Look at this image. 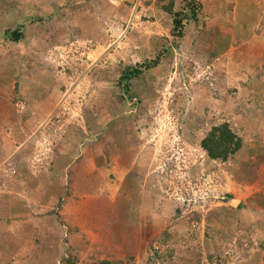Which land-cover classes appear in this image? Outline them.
I'll use <instances>...</instances> for the list:
<instances>
[{
  "label": "rangeland",
  "instance_id": "374dc122",
  "mask_svg": "<svg viewBox=\"0 0 264 264\" xmlns=\"http://www.w3.org/2000/svg\"><path fill=\"white\" fill-rule=\"evenodd\" d=\"M84 1L0 0V112L20 123H0V199L11 197L0 237L19 231L26 264L70 253L78 264H264V0H197L181 39L159 0ZM173 1L185 11L192 0ZM128 66L143 70L133 99L116 86ZM224 121L245 146L214 162L200 144ZM25 196L55 235L23 237ZM6 235L0 260L12 264L20 243ZM164 247L171 260L152 257Z\"/></svg>",
  "mask_w": 264,
  "mask_h": 264
},
{
  "label": "trees",
  "instance_id": "16d2710c",
  "mask_svg": "<svg viewBox=\"0 0 264 264\" xmlns=\"http://www.w3.org/2000/svg\"><path fill=\"white\" fill-rule=\"evenodd\" d=\"M159 3L161 9L173 18V35L179 39L184 37L183 29L185 25L191 23L192 21L198 20V12L200 8H202V5H198L199 3L197 2V0H192L188 5V9L185 11L175 10V2L173 0H159ZM64 6L66 5L63 4L60 7L63 8ZM6 35H9L10 40L14 43L20 42L24 37L23 32L20 29H17L15 31L7 30ZM162 58L161 56H159L151 64L146 65V69L158 66L159 63H161ZM142 74L143 70L140 66H128L123 70L118 82L116 83V86L121 91L126 90L127 94H129V98L133 99V97H131L132 88L130 84L133 80L140 78ZM200 146L211 161L228 163L231 160H234L236 156L242 151L245 146V141L244 138L234 129L230 122L224 121L211 127L210 131L202 139ZM51 214L53 215L54 213ZM170 238L171 235H169L167 232H164L158 237L157 241L160 240L161 242L165 243L168 242ZM152 244L150 245L151 247L154 246V244ZM6 250L0 251V254H8L9 252ZM173 254V249H171L170 247H164L163 250H161L160 248L156 249L154 256L152 257L167 261L173 258ZM11 258L12 256H10V258L8 259V261L10 260L9 263L5 262V264H11ZM154 258L149 257L148 263H152ZM132 261L133 259H130L128 261L102 260L94 261L88 264H130L132 263ZM218 261L219 264H224V261ZM63 263L78 264L77 258L73 254L71 255V253L68 259H63Z\"/></svg>",
  "mask_w": 264,
  "mask_h": 264
},
{
  "label": "crops",
  "instance_id": "0c3cea01",
  "mask_svg": "<svg viewBox=\"0 0 264 264\" xmlns=\"http://www.w3.org/2000/svg\"><path fill=\"white\" fill-rule=\"evenodd\" d=\"M84 2H85L84 0H68V10H72L73 8L76 10V8L79 7L78 5H82ZM42 10L45 11L46 9L44 7H42ZM2 101H5V100L0 97V107L2 106L1 104H3ZM8 105H9V103L7 102L6 106H8ZM5 108H7V107H5ZM10 112H11V110L9 109L8 117H5L4 113L0 112V123H1L2 117L3 118L5 117V119L7 118L6 124H4V129L9 128L11 123H12L13 127L15 125H17V124L20 125L18 119L14 120V121L12 120V112H11V114H10ZM5 114H7V112ZM12 126H11V128H12ZM6 139H7V137H6ZM4 145H5V150L6 149H10L9 150L10 152H13V151L16 150L15 146L13 145V143L11 141L10 142H4ZM5 154H8V153L5 152ZM12 155H13V153H12ZM60 184H61L62 188H60V191L57 192L58 193V201H59L58 205L60 204V201L63 199V195L66 193L65 179L61 180ZM41 193H42V195L45 194V193L43 194V191ZM6 194L7 193H5L4 197L2 199H0V219H4L1 214H4V216H9L10 215L8 210H9V207H10L9 203L11 202V197H8ZM60 198H62V199H60ZM37 203H38V201L32 200L31 196H25V198L19 204L21 206V209L17 210L18 213H17L16 216L18 217V219L15 221V224L18 225V228L22 232L25 231V233L23 234L24 238L28 237V234L30 232H33V233L38 234V235H40L41 233L44 232L46 235H52L53 236V235L56 234L57 230H59L57 225H55V224H59L60 223V226L62 227V228L60 227L61 229L66 227L65 225L63 226V224H62V221L63 222L66 221L67 222V219H66V217L64 215L65 212L58 213V214L54 213L53 215L49 214L51 217H50V220L47 221V222H51L52 221L51 223L55 225V226H53V230L52 231H46V229H44V231H43V227L44 226L41 227L43 221H40V218H38V217H34V216L30 215L31 214L30 212L32 211V205L37 204ZM6 205H8L9 207L6 206ZM58 209H59V206H58ZM53 210H55V207H53ZM49 212L51 213L52 211H49ZM42 220H44V219H42ZM17 221H19V222H17ZM15 224H13V225H15ZM28 225H31V229H32L31 231L28 230ZM8 227L9 228L1 226L2 237H0V242L3 243V241L5 240V238L3 237V234H5V232H6V234H8L6 236H11V235L14 234L15 237H16L15 240L17 242L21 241L22 239L18 238V235H19L18 232L19 231L18 230L15 231V229H11L10 226H8ZM45 228H47V227H45ZM16 234H18V235H16ZM4 250H6L5 247H4ZM4 250H0V251H4ZM26 250L29 251L28 249H26L24 247L23 243H20V247H17L15 249V252L17 251L18 252L17 255L21 256V258H18V260H17V256H15L14 257L15 261L12 264H26V261H27L26 260V255H25ZM41 251L44 252L43 249H41ZM36 257H37V254H36ZM22 258H24V259H22ZM3 263H5V262L0 260V264H3Z\"/></svg>",
  "mask_w": 264,
  "mask_h": 264
},
{
  "label": "bare ground",
  "instance_id": "6f19581e",
  "mask_svg": "<svg viewBox=\"0 0 264 264\" xmlns=\"http://www.w3.org/2000/svg\"><path fill=\"white\" fill-rule=\"evenodd\" d=\"M234 204L236 205V202Z\"/></svg>",
  "mask_w": 264,
  "mask_h": 264
},
{
  "label": "water",
  "instance_id": "95a60500",
  "mask_svg": "<svg viewBox=\"0 0 264 264\" xmlns=\"http://www.w3.org/2000/svg\"><path fill=\"white\" fill-rule=\"evenodd\" d=\"M237 203V202H236Z\"/></svg>",
  "mask_w": 264,
  "mask_h": 264
}]
</instances>
